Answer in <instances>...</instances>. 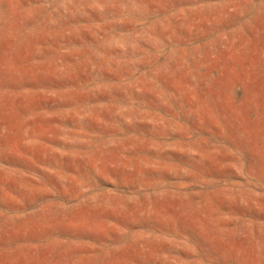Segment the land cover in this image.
Listing matches in <instances>:
<instances>
[{
	"label": "rangeland",
	"instance_id": "rangeland-1",
	"mask_svg": "<svg viewBox=\"0 0 264 264\" xmlns=\"http://www.w3.org/2000/svg\"><path fill=\"white\" fill-rule=\"evenodd\" d=\"M0 264H264V0H0Z\"/></svg>",
	"mask_w": 264,
	"mask_h": 264
}]
</instances>
